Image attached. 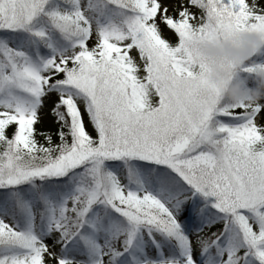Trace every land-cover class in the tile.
Listing matches in <instances>:
<instances>
[{
  "label": "snow or ice",
  "instance_id": "snow-or-ice-1",
  "mask_svg": "<svg viewBox=\"0 0 264 264\" xmlns=\"http://www.w3.org/2000/svg\"><path fill=\"white\" fill-rule=\"evenodd\" d=\"M241 28L264 0H0V264H264V107L194 55Z\"/></svg>",
  "mask_w": 264,
  "mask_h": 264
},
{
  "label": "clouds",
  "instance_id": "clouds-1",
  "mask_svg": "<svg viewBox=\"0 0 264 264\" xmlns=\"http://www.w3.org/2000/svg\"><path fill=\"white\" fill-rule=\"evenodd\" d=\"M261 52L264 30L256 29L209 36L194 45V55L205 63L207 80L219 90L221 102L248 108L264 107V63H253ZM244 65L251 68V77L238 78Z\"/></svg>",
  "mask_w": 264,
  "mask_h": 264
},
{
  "label": "rangeland",
  "instance_id": "rangeland-1",
  "mask_svg": "<svg viewBox=\"0 0 264 264\" xmlns=\"http://www.w3.org/2000/svg\"><path fill=\"white\" fill-rule=\"evenodd\" d=\"M225 2L227 3L228 0L225 1ZM163 36L165 38L169 39L170 41L175 42V39L176 38L174 37V35L170 31H168L166 29L163 31ZM132 54L133 55H136L135 52H133ZM260 63H264V60L262 62H260ZM247 67H249V65H244V66H242V68L239 71V73L243 76V78H249V77H251V73H248V72H246V71L243 70V69H245ZM36 127L38 129H43V130H47V131L52 130V129H55V125L53 123V118L50 115L45 116L43 118L42 122L40 124H38Z\"/></svg>",
  "mask_w": 264,
  "mask_h": 264
},
{
  "label": "trees",
  "instance_id": "trees-1",
  "mask_svg": "<svg viewBox=\"0 0 264 264\" xmlns=\"http://www.w3.org/2000/svg\"><path fill=\"white\" fill-rule=\"evenodd\" d=\"M227 1V0H225ZM226 3V2H225ZM264 60V52H261L260 54H258V56L255 58V60L253 61V63H260ZM238 78H243V76L238 72L237 73ZM39 130H43V129H39ZM53 131L55 129H52ZM43 131H47V130H43ZM41 142H43V140H41Z\"/></svg>",
  "mask_w": 264,
  "mask_h": 264
}]
</instances>
